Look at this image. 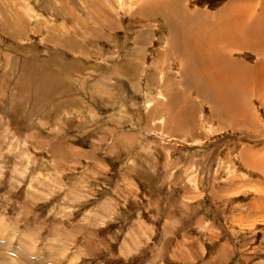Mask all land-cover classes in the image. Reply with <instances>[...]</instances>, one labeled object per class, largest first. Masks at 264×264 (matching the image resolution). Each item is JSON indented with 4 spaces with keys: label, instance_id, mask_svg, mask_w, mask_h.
Here are the masks:
<instances>
[{
    "label": "rangeland",
    "instance_id": "rangeland-1",
    "mask_svg": "<svg viewBox=\"0 0 264 264\" xmlns=\"http://www.w3.org/2000/svg\"><path fill=\"white\" fill-rule=\"evenodd\" d=\"M144 1L0 0V264H264L261 79L234 116Z\"/></svg>",
    "mask_w": 264,
    "mask_h": 264
},
{
    "label": "bare ground",
    "instance_id": "bare-ground-1",
    "mask_svg": "<svg viewBox=\"0 0 264 264\" xmlns=\"http://www.w3.org/2000/svg\"><path fill=\"white\" fill-rule=\"evenodd\" d=\"M170 1L145 0L143 9L140 10V16L143 17L142 19L155 16L165 20L166 16L171 14L169 11H173L171 7L177 4L175 0ZM248 10L247 6L243 5L242 7H229L220 15V18L217 16L214 23L205 18L198 23L197 21L192 22L195 21L194 19H198L197 14H192L184 7L181 12L175 15L172 13L176 19V24L171 28L175 37L171 36L172 39L168 41L169 50L172 51L173 55L181 57L183 60L185 58L186 63L190 64L191 71L204 74L205 77L202 78L206 85L204 89L214 95L213 97L218 100V104L225 103L223 107L225 106L228 111H232L234 108L232 113L236 117H241L243 108L236 109L238 107L233 103L238 104L239 99L246 95L244 92L253 93L255 89L262 87L260 92L264 97V75L260 74V72L264 73V63L257 64L249 72H245V67L241 66L239 69V63L229 68L223 65L222 60H226L238 50L255 51L261 58H264V19L261 25H257L256 19H248L254 14L253 12L249 13ZM262 14L264 15V10ZM206 24L213 25L209 27ZM202 25H206V28L200 31ZM257 78L261 79L260 82L258 81L261 85L252 82V80L257 82Z\"/></svg>",
    "mask_w": 264,
    "mask_h": 264
},
{
    "label": "crops",
    "instance_id": "crops-1",
    "mask_svg": "<svg viewBox=\"0 0 264 264\" xmlns=\"http://www.w3.org/2000/svg\"><path fill=\"white\" fill-rule=\"evenodd\" d=\"M172 1V0H171ZM170 1V2H171ZM176 1V5L175 6H173V7H171V10H173V11H169V12H171V14L170 15H168V17L166 16V19H165V22L167 21V22H169L170 24H169V27L170 28H172V26H174L175 24H176V19L172 16V13H174V15L176 14V13H179V12H181L182 10H183V8L185 7V4H184V2H183V0H175ZM263 3H264V1H263ZM229 7H233V6H229ZM228 7V8H229ZM227 8V9H228ZM224 12V11H223ZM223 12H221V13H219L217 16L220 18L221 16V14L223 13ZM262 18V19H264V15L262 14V12H260V14H253L252 15V17H248V19H257V18ZM217 18V17H216ZM260 18V19H261ZM223 22V21H222ZM253 53H257V52H255V51H252ZM227 58H229V57H227ZM226 58V59H227ZM214 67V66H213ZM219 73V72H218ZM193 76H194V80H195V78H196V80L195 81H197V82H199V85H201V78L200 77H202V78H204L205 77V75L204 74H198L197 72H193V73H191ZM199 78H200V81H198L199 80ZM100 96H102V95H100ZM91 98H92V96H91ZM90 104H92L93 106H95L96 107V102L95 101H91V103Z\"/></svg>",
    "mask_w": 264,
    "mask_h": 264
}]
</instances>
